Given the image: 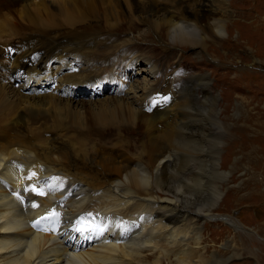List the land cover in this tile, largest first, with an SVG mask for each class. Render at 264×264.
<instances>
[{
    "label": "bare ground",
    "instance_id": "6f19581e",
    "mask_svg": "<svg viewBox=\"0 0 264 264\" xmlns=\"http://www.w3.org/2000/svg\"><path fill=\"white\" fill-rule=\"evenodd\" d=\"M129 1L133 15L120 14V22L129 21L132 25L131 18L138 14L145 23L147 20L150 22V32L165 31L164 26L167 30L166 37L172 42L197 49L205 47L206 41L200 36L195 24L188 20L176 21L169 18L167 11L174 13L173 9L163 13L164 21L160 23L149 20L152 15L160 13L153 0ZM78 2L82 5V10L78 8ZM60 4L61 7L58 4L59 9L52 14V11H47L36 0H0V43L5 34L10 35V38L22 39L21 44L16 47L9 45L11 39H3L5 43L8 42L5 44L8 46V53L0 47V55L7 56L5 58L11 59V62L2 65L0 80L7 72L15 78H20L22 73L34 74L54 55L64 57L61 54L73 53L74 56V53H80L87 46L88 39L93 40V35H101L98 31L106 28L105 24L99 29L92 23V16L96 14L94 6L101 4L104 7L105 12L101 15L105 17L106 24L114 14L113 8L118 6L113 0H62ZM197 8L201 20H211L208 2H200ZM44 16L47 27L69 28L68 33L64 32V35L62 32V35L58 32L62 36L55 33L50 35L52 31L44 29L39 38H26L27 29H31L30 24L40 20L42 22L39 24L44 25L45 21L41 19ZM208 22L217 36L225 35V26L221 21ZM33 31L37 30L32 29L30 32ZM59 36L60 41H57ZM63 38H67L65 44L61 43ZM22 79L24 81L26 76L17 82ZM94 82L98 85L100 83ZM97 84L90 83L92 86ZM196 86H201L202 92H187L189 97L186 102L176 109L169 107L170 104L166 105L171 85L164 83L157 89L158 98L149 102V110L154 112L150 123L153 119H158L166 128L159 136L151 137L152 145H144L143 153L137 155L136 161L133 153L131 156L134 160L119 154L105 157L99 153L91 154L86 150V145H78L76 136L86 130L93 132L96 129L95 122L111 130L121 129L135 121L138 124L143 121L145 123L146 113L143 110L136 109L137 113L131 110L132 106H126L125 103L122 104L123 101L120 103L118 100L111 104L108 102L99 111L86 109L84 119H78V115L69 106L63 109L55 107L54 114L50 111L34 112V108L53 105L55 98L53 101L43 97L31 99L14 94L8 85H1L0 264H225L232 258L258 257L254 248L248 244V240H254L248 233L250 231L244 234L237 230L245 229L246 225L231 213L225 216L215 213L226 207L225 182L238 172L239 152L243 145L237 147L229 142L226 146L233 158L229 161L221 159L226 126L224 118H218V95L212 92L213 87L207 74L192 77L191 81L185 83L183 92ZM208 99L213 104L214 116L211 119L200 117L193 110L195 103ZM145 100L143 103L146 104ZM49 114L50 118L53 117L52 123L45 120L46 124L42 127V120ZM76 123L81 124L77 126ZM15 125L20 130H16ZM22 127L27 129L28 134L23 133ZM45 130L65 134L75 131L76 135H63L68 137L67 140L48 137L43 141L45 137L42 134ZM263 132L258 130L257 133ZM211 137H217L218 142L209 150L203 143ZM73 138H76L75 142L72 141ZM26 139L28 142H25ZM239 139L242 144L241 138ZM251 141L255 142L253 139ZM253 142L249 150L254 166H257L259 158L263 160L264 155L261 156V152L258 154L260 146ZM128 146L130 145H120L122 148ZM234 146L236 149L233 150ZM237 150L240 151L236 153ZM145 153L149 154L147 163H144L141 155ZM248 156L250 157L249 154ZM89 160L101 163L105 173L92 167L85 171L83 164L88 165ZM230 162L231 169L227 171L225 167ZM144 171L149 173L150 180L142 176ZM210 173L217 174L220 181L212 178L208 182L205 174ZM234 184L231 188L234 191L232 196L238 202L239 198L245 196L237 198L240 187L238 182ZM195 185L197 188L194 190ZM33 187L35 192L31 190ZM205 187L211 192H205ZM40 191L44 194L40 195ZM33 204L38 207H32ZM52 212L58 216L41 220V217ZM219 217L229 223L235 237H239L238 241L229 235L223 237L217 245L215 241L212 246L204 243L206 239L202 234L203 226ZM251 229L260 234L258 228ZM260 256L263 258V255Z\"/></svg>",
    "mask_w": 264,
    "mask_h": 264
},
{
    "label": "rangeland",
    "instance_id": "374dc122",
    "mask_svg": "<svg viewBox=\"0 0 264 264\" xmlns=\"http://www.w3.org/2000/svg\"><path fill=\"white\" fill-rule=\"evenodd\" d=\"M36 1L38 4H43L47 11H52V14L57 12L59 6L61 7L60 3H62V0H60V3L58 2L59 0ZM153 1L160 11V15H152L150 17L151 19H149L150 21L163 22V13L166 10L173 9L174 13H171L170 10L167 11L169 18L172 17V19L176 21L178 19V21L188 20V22L195 24L196 28L199 30L200 36L206 41L205 47L203 48L202 46L201 49H197L181 45L179 42H172L171 39L166 37L167 30L163 25L165 31H157L156 33L150 32V22L147 20L145 23L138 14V16L135 15L136 19L135 17H133V19L130 17L133 21L132 25L129 21L120 22V14H124V16L133 15L132 6L129 0H113V3L118 6L113 8L114 14L109 17L107 24L105 22V17L101 15V13L105 12L104 7L101 4L94 6L96 14L92 16L94 19L92 23L99 29L104 27L105 24L106 28L98 31L101 35L98 36L97 34L96 36L95 34L93 35L95 36L93 40L91 38L87 40L88 44L85 47L86 49L84 48L81 51L82 53H74V56L73 53L61 54L64 55V57L60 56V54H57V57L54 55L55 57L52 56L49 58L50 62L48 61L45 64L46 66L40 67L34 74L22 73L20 78H15L14 75L7 72L8 74L4 75L2 80H0V86L8 85L14 94L31 97V99L43 97L53 101L55 98L53 105H44L41 109L34 108V112L40 110L43 113L50 111V113L52 112V114H54L56 112V109H54L55 107L63 109L69 106L72 107L71 109L78 115V119H84L87 110L99 111L103 109L108 102L111 104V102H117L118 100H120L118 101L120 103L123 101L122 104L125 103L126 106H132L131 110L133 111H136V109L137 111L138 109L141 111L143 110L146 113L144 116L146 117L145 123L143 121L141 124H138L135 119V122L130 123V125H125L121 127V129L114 128L111 130L110 128H103L98 122H95L96 129L93 132H88L86 130V132L78 133L76 136L77 139L75 138L77 142H79L78 145H86V150L91 154L99 153L102 157L109 154H119L126 158L131 157L133 160L135 158L137 161V155L140 154V152L143 153L144 145H152L153 140L151 137L159 136L166 128L158 119H153L150 123V118L154 112L152 113V111L149 110V102L151 103L155 101L154 99L158 98L159 95L156 91H158L164 83L170 84L171 89L167 93L169 97H165L167 100L169 99L166 105L169 106L170 104L171 106L169 107L176 109L177 106L186 102L185 100L189 97L188 94L194 91L199 94L202 92L201 86H196L194 89H186L187 91H184V93L183 88L185 83H188L189 80L191 81L194 76L207 74L213 87L212 92L218 95L219 98L218 109L220 114L218 118L221 119L223 117V122L226 126V135L223 137L225 146L221 152V159L224 158V160L229 161L233 158L231 157L232 155L230 156V153H228L229 147L226 145L229 144L236 145L237 147L243 145V148L240 149L241 152L242 150L244 152L241 153L239 152L240 150L236 151V153H240L238 172L233 177H229L225 182L224 205H226V207L219 209L221 212L216 211L215 213L221 216L231 213L242 221L241 223L246 225H244L245 229H249L237 230L244 234L250 231L248 233L252 235V239L254 240H248V244L254 248V252L258 255V257L253 256L254 258H232L225 264H242L243 262L244 264H263L264 159L261 160V158H259L260 160L257 165L259 167L254 166L255 162L250 154L251 150L249 149L253 142L251 139H253L255 141L253 143L260 146L258 148V154L261 152V156L264 155V132L257 133L258 130L264 131V0ZM202 1H206L210 4L209 10L211 11L209 15H211V20L208 21L218 20L224 24L226 33L223 37L216 35L214 28L208 21L200 19L198 15L200 11L197 6ZM77 5L80 10L83 9L80 2H78ZM180 8L182 10H179ZM41 19L45 21L43 22L44 25L39 24L42 22L40 20H36L35 23L32 24L34 27L30 24L31 29H27L26 33L28 35L26 34V38L37 39L41 36V32H44V29L45 31L48 29L51 30L52 32L50 35L54 33L59 34L60 32L61 34L63 32L65 35V33L69 31V28L61 27L51 29L47 27L46 17H41ZM109 23L110 26H107ZM116 24L117 26L114 27ZM32 29H36L37 31L30 32ZM61 36L58 37L57 41H60ZM6 38L11 39L9 45L13 47L20 45L22 41L19 37L10 38L8 34H5L3 39ZM3 39L0 43L1 50L8 53V46L5 45L8 42L5 43ZM66 42L67 38L61 39L62 44ZM89 48L91 50H89ZM0 57V69L2 65L11 62V59L7 60L6 58L8 57L5 55L3 56V54H1ZM25 76L26 79H24V81L22 79L21 82H17L18 79ZM94 81H100L99 85ZM90 83L97 84V86H92ZM145 86L147 88H145ZM187 92L188 94H186ZM144 99L147 100H145L147 105L143 103ZM59 109L57 110L58 112H60ZM193 110L203 118L211 119V117L214 116L213 104L209 99L195 103L193 105ZM22 114H24V111H22ZM45 117L46 118L42 120V124H40L42 127L46 124V121L51 124L53 120V117L50 118V114L49 116L45 115ZM172 118H174V116H172ZM67 121L66 119L65 123ZM79 124L81 123H76L75 125L79 126ZM36 126L38 128L40 127L39 125ZM15 128H17L16 130L19 129L17 125H15ZM254 128L257 131H254ZM22 129L24 134H28L25 127H22ZM45 133H47V135ZM54 133H56V136ZM71 134L76 135V132L72 131L69 134H65V132L61 131L55 132L54 130L52 133L49 131L46 132L45 130L42 135L45 137L43 141H46L48 137H57V139L60 137V140H67L68 137L63 135L68 136ZM233 136H236V138H233ZM238 138H241L242 144ZM15 139L14 137V140ZM75 139L73 138L72 141ZM25 142H28V140L26 139ZM217 142V137H211L207 138L203 145H207L210 150L213 149L214 145H217ZM120 145L130 146L122 148ZM236 146H234L233 150L236 149ZM132 153L134 158L131 156ZM141 155L142 158L144 157V163H147L149 154L145 153ZM256 161L258 160L256 159ZM87 164L86 166L83 164V169L85 171H88L89 168L92 167L101 173H105L104 166L101 163H94V161L89 160ZM196 164L198 165V163ZM231 164L230 162L228 166L225 167L227 171L231 169ZM256 169L260 170V172ZM187 170L189 171L190 169ZM205 176L208 182L212 180V178L216 181H220L217 174L210 173L209 175L205 174ZM235 182H238V186L240 187L237 198H239L240 195L245 196L239 198L240 200L238 202H235V198L232 196V194L234 195V191L231 188L235 185ZM196 188L195 185L194 190ZM205 189V192H211L207 187H205ZM220 217L212 219L203 226L202 234L206 239V242H204L205 244L212 246L213 241H215L217 245L221 243L223 237L229 235L230 237L236 238L237 241L239 240V237H235L234 231L230 228L229 223L225 222ZM250 227L258 228L260 234L258 235V233L253 232V229ZM260 255H263V258Z\"/></svg>",
    "mask_w": 264,
    "mask_h": 264
},
{
    "label": "snow or ice",
    "instance_id": "6c2138e0",
    "mask_svg": "<svg viewBox=\"0 0 264 264\" xmlns=\"http://www.w3.org/2000/svg\"><path fill=\"white\" fill-rule=\"evenodd\" d=\"M32 175H35V174L33 173ZM30 178H31V177H29V179H30ZM31 190H32L33 192L36 191V189H35L34 187H33ZM39 194H40V195H43L44 193H43V191H40ZM32 207H38V205L33 204ZM56 216H58V214L55 213V212H52V213H49L48 216L41 217V220H48L50 217H56ZM36 224L38 225V224H39V221H37ZM41 230H42V231H47L48 229H41Z\"/></svg>",
    "mask_w": 264,
    "mask_h": 264
},
{
    "label": "clouds",
    "instance_id": "9594fccd",
    "mask_svg": "<svg viewBox=\"0 0 264 264\" xmlns=\"http://www.w3.org/2000/svg\"><path fill=\"white\" fill-rule=\"evenodd\" d=\"M142 176L147 179V180H150L151 179V176L149 175V173L147 171H144L142 172Z\"/></svg>",
    "mask_w": 264,
    "mask_h": 264
}]
</instances>
